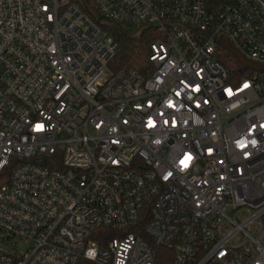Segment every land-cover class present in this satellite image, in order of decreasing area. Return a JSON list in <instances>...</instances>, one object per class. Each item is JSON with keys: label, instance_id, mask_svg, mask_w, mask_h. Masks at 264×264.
<instances>
[{"label": "built area", "instance_id": "1", "mask_svg": "<svg viewBox=\"0 0 264 264\" xmlns=\"http://www.w3.org/2000/svg\"><path fill=\"white\" fill-rule=\"evenodd\" d=\"M222 36L264 66V0H0V264H264V72Z\"/></svg>", "mask_w": 264, "mask_h": 264}, {"label": "trees", "instance_id": "2", "mask_svg": "<svg viewBox=\"0 0 264 264\" xmlns=\"http://www.w3.org/2000/svg\"><path fill=\"white\" fill-rule=\"evenodd\" d=\"M107 29L111 37L121 47L119 54L111 64V70L118 71L127 67L147 75V71L151 70L149 53L151 45L156 41L155 31L152 28L117 24H110ZM222 62L227 65L236 79H239L245 73L238 61L226 51L222 52ZM98 233L101 238L106 240L115 237L108 229H99Z\"/></svg>", "mask_w": 264, "mask_h": 264}, {"label": "water", "instance_id": "3", "mask_svg": "<svg viewBox=\"0 0 264 264\" xmlns=\"http://www.w3.org/2000/svg\"><path fill=\"white\" fill-rule=\"evenodd\" d=\"M218 44L224 51L231 54L238 61V63L242 66L244 70L249 69L256 72H264V66H261L257 63L247 60L239 51H237L232 46V44L230 43L227 37L222 36L218 40Z\"/></svg>", "mask_w": 264, "mask_h": 264}, {"label": "snow or ice", "instance_id": "4", "mask_svg": "<svg viewBox=\"0 0 264 264\" xmlns=\"http://www.w3.org/2000/svg\"><path fill=\"white\" fill-rule=\"evenodd\" d=\"M245 87H247V85H245ZM183 163V162H182Z\"/></svg>", "mask_w": 264, "mask_h": 264}]
</instances>
